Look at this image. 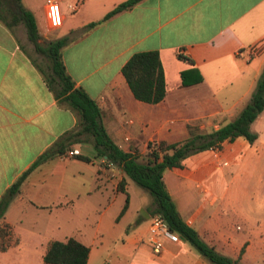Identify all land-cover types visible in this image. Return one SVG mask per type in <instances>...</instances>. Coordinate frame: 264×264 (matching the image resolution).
<instances>
[{
	"label": "crops",
	"instance_id": "0c3cea01",
	"mask_svg": "<svg viewBox=\"0 0 264 264\" xmlns=\"http://www.w3.org/2000/svg\"><path fill=\"white\" fill-rule=\"evenodd\" d=\"M44 1L20 0L37 28L35 15L40 14V36H69L60 50L65 69L75 87L96 101L102 124L124 151L144 154L148 142L185 139L188 124L218 128L232 120L264 70V0H140L86 30L85 25L125 0H64L76 1L77 8L62 14L55 30L47 26ZM29 42L22 22L9 27L0 20V196L55 140L79 128L78 113L49 88ZM150 50L159 52L165 73V97L156 104L135 99L121 73L133 53ZM190 68L199 71L202 81L182 86L180 73ZM260 115L264 117V109ZM252 144L238 137L219 150L192 154L182 167L165 170L163 180L182 219L206 243L241 264H264L263 208L230 181L218 187L222 177L216 174ZM75 148L78 153L70 155ZM79 154L90 160L77 159ZM76 167L93 170L84 196L102 207L91 229L72 233L89 248L87 264H213L182 238L164 239L161 251H153L148 240L157 214L152 199L140 204L143 215H130L128 197L122 215L129 214L130 221L111 219L107 211L118 193L128 195L130 178L96 157L92 142L84 139L26 176L4 216L19 241L0 251V264H43L48 243L56 239L36 227L35 213L69 209L70 202L59 200L73 198L64 185ZM122 179L125 192L117 188Z\"/></svg>",
	"mask_w": 264,
	"mask_h": 264
},
{
	"label": "trees",
	"instance_id": "16d2710c",
	"mask_svg": "<svg viewBox=\"0 0 264 264\" xmlns=\"http://www.w3.org/2000/svg\"><path fill=\"white\" fill-rule=\"evenodd\" d=\"M139 1L125 0L119 3L100 20L85 25L84 30L102 23L122 10L131 8ZM0 20L9 27L17 22L24 24L28 40L33 43L36 51L44 53L49 60L51 72L44 76L47 85L57 98L65 101L79 115V129L61 135L1 194L0 251L18 244L19 238L13 235L11 227L4 221V216L9 204L20 192L26 176L42 162L63 155L73 143L81 139V135L86 134L91 137L96 157H104L118 166L135 184L145 189L155 205L154 213L160 214L169 229L179 238L187 241L201 256L213 264H241L238 258L234 259L219 253L182 219L165 187L163 174L167 169L182 167L183 161L192 154L208 149H221L224 142H233L238 137H244L250 144L256 140L257 135L250 130V124L264 109V70L256 81L248 103L232 120L209 131L203 130L198 124H188L185 139L176 142H148L145 153L139 154L134 150L124 151L114 142L101 122L102 111L96 101L84 89L75 87L60 53L61 48L68 43L69 36L52 40L45 48L42 47L38 41L40 34L35 18L22 6L20 0H0ZM177 57L190 60L180 54H177ZM121 73L135 99L156 104L165 97V73L157 50L133 53L123 64ZM180 76L182 86L202 81L201 74L195 68L181 71ZM75 157L83 161L90 160L80 154ZM125 183L124 179L120 180L118 190L125 192ZM127 206L126 194L120 215ZM88 253V246L71 236L65 240L50 241L42 260L43 264H87Z\"/></svg>",
	"mask_w": 264,
	"mask_h": 264
},
{
	"label": "rangeland",
	"instance_id": "374dc122",
	"mask_svg": "<svg viewBox=\"0 0 264 264\" xmlns=\"http://www.w3.org/2000/svg\"><path fill=\"white\" fill-rule=\"evenodd\" d=\"M44 1V0H40ZM40 3V2H39ZM71 4H76V1H70ZM68 1L61 0V12L62 14L69 15L72 11L68 8ZM36 20L38 22V28L43 30V22L40 14L36 12ZM54 34V33H53ZM52 36L49 38L40 36L39 43L42 47H46ZM28 48L30 49L31 56L41 65L43 71L46 74L50 73L49 60L44 53L36 51L32 42H29ZM197 124V123H195ZM79 129V128H78ZM205 131L212 129V126H205L202 128ZM250 130L255 132L257 138L251 146H247L242 154L228 165H221L217 169L216 174L221 176V182L218 187H222L225 183H232L233 187H237L240 192H246L250 194L251 198L257 200V206L263 208L264 217V117L260 115L250 124ZM81 139L90 140L88 135H81ZM82 144V143H81ZM84 145H81L83 147ZM144 147L140 144L139 149ZM87 151V150H86ZM78 172H75V171ZM74 174V175H72ZM94 175L91 167H76L70 170V174L64 185V189L68 190V194L73 198H61L59 201H68L69 209L53 208L52 211H38L35 213L37 218L36 227L50 232L52 237L56 240H64L65 236L74 233L75 228L91 229L95 221L97 220L102 207H99L96 199L93 197L86 198L84 196L86 187L89 185ZM63 189V190H64ZM65 190V191H66ZM127 193L129 197V214H135L138 211L142 215L141 203H147L151 200L149 193L135 184L132 180L128 179ZM79 194L80 198L75 196ZM126 195L118 193L113 205L107 211V214H111V219H117L119 216L120 224H127L129 220L128 215H120L121 207L124 204ZM72 201V202H71ZM124 206V205H123ZM119 211V212H118ZM114 217V218H113ZM116 221V220H115ZM55 226H59L56 228ZM76 238L75 234H72Z\"/></svg>",
	"mask_w": 264,
	"mask_h": 264
},
{
	"label": "built area",
	"instance_id": "2783aa9c",
	"mask_svg": "<svg viewBox=\"0 0 264 264\" xmlns=\"http://www.w3.org/2000/svg\"><path fill=\"white\" fill-rule=\"evenodd\" d=\"M61 0H45L44 1V14L47 22V26L50 30L59 28L62 24L63 16L60 9ZM70 11H75L77 4H69ZM217 150V149H216ZM78 150L75 148L69 151L70 155L77 154ZM110 165L113 164L109 162ZM150 235L148 237L149 243L152 246L154 252L158 253L163 248L164 239L171 241H178L179 236L171 231L160 214H155L150 221Z\"/></svg>",
	"mask_w": 264,
	"mask_h": 264
},
{
	"label": "water",
	"instance_id": "95a60500",
	"mask_svg": "<svg viewBox=\"0 0 264 264\" xmlns=\"http://www.w3.org/2000/svg\"><path fill=\"white\" fill-rule=\"evenodd\" d=\"M142 215H143V210H142Z\"/></svg>",
	"mask_w": 264,
	"mask_h": 264
}]
</instances>
